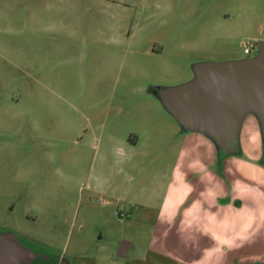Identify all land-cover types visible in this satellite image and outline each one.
<instances>
[{"label":"rangeland","instance_id":"1","mask_svg":"<svg viewBox=\"0 0 264 264\" xmlns=\"http://www.w3.org/2000/svg\"><path fill=\"white\" fill-rule=\"evenodd\" d=\"M263 42L264 0H0V225L46 250L31 264H179L152 249L187 151L218 154L254 187L227 200L257 214L238 264H264L257 105L226 138L181 107L205 67Z\"/></svg>","mask_w":264,"mask_h":264},{"label":"crops","instance_id":"2","mask_svg":"<svg viewBox=\"0 0 264 264\" xmlns=\"http://www.w3.org/2000/svg\"><path fill=\"white\" fill-rule=\"evenodd\" d=\"M190 136L193 140H204L205 148L212 147L201 133ZM180 158L182 165L174 171L172 183L160 195L153 255L179 264L180 261L184 264H238L244 258L240 252L245 248L242 227L252 220L256 223L257 214L254 217L252 213L246 215L239 204L227 199L252 194L254 187L248 180L240 179V170L233 169L230 164L223 167V159L220 161L218 154L213 152L199 155L187 151ZM219 161L221 170L213 168ZM228 179L231 180L229 184ZM246 200L250 206V198ZM256 241L258 239L254 248Z\"/></svg>","mask_w":264,"mask_h":264},{"label":"water","instance_id":"3","mask_svg":"<svg viewBox=\"0 0 264 264\" xmlns=\"http://www.w3.org/2000/svg\"><path fill=\"white\" fill-rule=\"evenodd\" d=\"M259 53L248 61L205 67L204 81L183 95L184 113L226 138L236 128L243 109L254 103L262 118L264 135V42ZM131 246L123 240L118 255L125 256ZM34 255L33 248L16 233L0 231V264H25Z\"/></svg>","mask_w":264,"mask_h":264},{"label":"flooded vegetation","instance_id":"4","mask_svg":"<svg viewBox=\"0 0 264 264\" xmlns=\"http://www.w3.org/2000/svg\"><path fill=\"white\" fill-rule=\"evenodd\" d=\"M0 231H12L13 232V230L10 227H6L4 225H0ZM18 236H19V238L22 241L26 242V240L24 239V237H22L19 234H18ZM31 247L33 248V251H34V254L35 255L31 258L30 262H28L27 264L33 263L39 256H41V257L46 256L47 253H46V250L43 247L36 246V245L35 246H31Z\"/></svg>","mask_w":264,"mask_h":264},{"label":"built area","instance_id":"5","mask_svg":"<svg viewBox=\"0 0 264 264\" xmlns=\"http://www.w3.org/2000/svg\"><path fill=\"white\" fill-rule=\"evenodd\" d=\"M245 52H246L247 54H250V53L252 52V50H251L249 47H246V48H245Z\"/></svg>","mask_w":264,"mask_h":264},{"label":"trees","instance_id":"6","mask_svg":"<svg viewBox=\"0 0 264 264\" xmlns=\"http://www.w3.org/2000/svg\"><path fill=\"white\" fill-rule=\"evenodd\" d=\"M25 243H26L27 245H30V246H35V245L38 246L37 244H35V243H31V242H28V241H26Z\"/></svg>","mask_w":264,"mask_h":264}]
</instances>
